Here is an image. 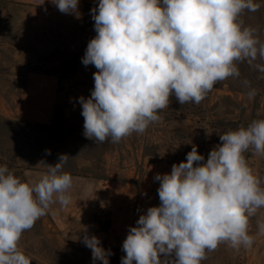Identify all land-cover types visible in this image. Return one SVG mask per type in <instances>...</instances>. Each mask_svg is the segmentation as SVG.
Here are the masks:
<instances>
[{
	"label": "clouds",
	"instance_id": "clouds-1",
	"mask_svg": "<svg viewBox=\"0 0 264 264\" xmlns=\"http://www.w3.org/2000/svg\"><path fill=\"white\" fill-rule=\"evenodd\" d=\"M51 3L78 14L79 0ZM259 8L255 0H99L90 10L96 35L82 57L83 65L97 69L90 96L78 101L83 135L118 143L143 134L163 119L159 113L173 96L181 105L199 104L217 82L240 76L239 63L264 61V42L240 19ZM254 66L264 73V64ZM256 94L254 88L247 93L250 99ZM219 140L206 161L194 145L170 173L155 175L160 203L129 226L121 264H201L222 242L237 251L253 246L250 220L264 208V186L244 153L264 156V119ZM65 161L61 155L30 181L0 166V264H32L19 241L52 204L71 202L73 177L63 171ZM257 227L264 235V222ZM82 242L94 262L109 264L112 253L99 238L84 235Z\"/></svg>",
	"mask_w": 264,
	"mask_h": 264
},
{
	"label": "rangeland",
	"instance_id": "rangeland-1",
	"mask_svg": "<svg viewBox=\"0 0 264 264\" xmlns=\"http://www.w3.org/2000/svg\"><path fill=\"white\" fill-rule=\"evenodd\" d=\"M42 2L0 0V166L22 180H38L47 165L66 155L63 171L73 177V205L52 204L23 233L19 248L32 264H102L82 242L84 235H94L111 251L109 264H121L129 226L160 203L154 177L170 173V153L195 145L208 155L221 143L212 136L213 124L221 131L235 121L264 119V73L254 66L264 61L239 63L240 76L217 82L199 104L181 105L173 96L159 113L163 119L143 134L95 143L83 135L78 101L94 87L97 69L83 65L82 57L96 35L90 10L99 0H79L78 14ZM255 2L258 11H245L240 19L264 42V0ZM253 88L257 94L250 99ZM244 155L264 186V156L251 149ZM258 222H264V208L250 220L251 248L237 251L222 242L201 264H264Z\"/></svg>",
	"mask_w": 264,
	"mask_h": 264
},
{
	"label": "trees",
	"instance_id": "trees-1",
	"mask_svg": "<svg viewBox=\"0 0 264 264\" xmlns=\"http://www.w3.org/2000/svg\"><path fill=\"white\" fill-rule=\"evenodd\" d=\"M230 127L229 128H223L221 131L219 130V126L216 124H213L211 126L212 128V136L214 138H217L219 140V135H222L230 130H236L237 128H239L240 126H245L247 127L248 123L244 122V121H235L231 124H229ZM220 141V140H219ZM197 145V144H196ZM198 150V149H197ZM205 149H201L198 150V152L203 155L205 157V161L207 160V153L204 152ZM191 149H187V150H174L173 152L170 153V158H171V165L173 164H179L182 161L186 160V155L188 152H190ZM246 160L248 159L249 155H244Z\"/></svg>",
	"mask_w": 264,
	"mask_h": 264
},
{
	"label": "crops",
	"instance_id": "crops-1",
	"mask_svg": "<svg viewBox=\"0 0 264 264\" xmlns=\"http://www.w3.org/2000/svg\"><path fill=\"white\" fill-rule=\"evenodd\" d=\"M7 1V0H6ZM72 189H70V191H71ZM70 195H71V193H70ZM72 196V195H71ZM72 199H71V202L66 206V207H72Z\"/></svg>",
	"mask_w": 264,
	"mask_h": 264
}]
</instances>
